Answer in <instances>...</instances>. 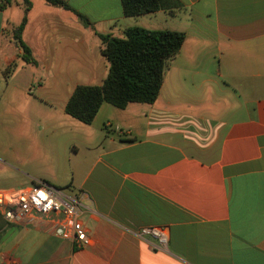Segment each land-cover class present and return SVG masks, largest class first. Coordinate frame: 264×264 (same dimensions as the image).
Wrapping results in <instances>:
<instances>
[{
  "label": "crops",
  "instance_id": "0c3cea01",
  "mask_svg": "<svg viewBox=\"0 0 264 264\" xmlns=\"http://www.w3.org/2000/svg\"><path fill=\"white\" fill-rule=\"evenodd\" d=\"M28 1L22 40L35 64L13 37L24 0H0V194L40 182L63 189L80 200L91 244L74 245L62 214L10 224L0 213V264H264V0H177L180 26L153 28L186 35L158 99L104 104L91 125L65 112L84 84L59 100L45 83L65 63L108 73L99 35L145 26L121 0H63L89 26ZM27 66L44 73L34 92L16 86ZM143 227H165L167 247L141 238Z\"/></svg>",
  "mask_w": 264,
  "mask_h": 264
},
{
  "label": "trees",
  "instance_id": "16d2710c",
  "mask_svg": "<svg viewBox=\"0 0 264 264\" xmlns=\"http://www.w3.org/2000/svg\"><path fill=\"white\" fill-rule=\"evenodd\" d=\"M48 4L77 14L86 25V19L76 13L63 0H44ZM124 15L135 18L158 11L173 10L180 5L177 0H121ZM26 14L20 25L14 29V41L22 50V59L27 64L36 61L29 47L22 40L27 24L30 2L24 0ZM1 8V6H0ZM103 48L102 56L109 64V70L100 85H78L69 98L65 112L71 118L91 125L101 107L109 104L125 109L129 104H153L160 95L168 63L181 50L186 35L170 30H151L142 27L128 28L124 36L99 35Z\"/></svg>",
  "mask_w": 264,
  "mask_h": 264
},
{
  "label": "built area",
  "instance_id": "2783aa9c",
  "mask_svg": "<svg viewBox=\"0 0 264 264\" xmlns=\"http://www.w3.org/2000/svg\"><path fill=\"white\" fill-rule=\"evenodd\" d=\"M81 208L77 197L43 182L9 194H0V213L8 223L20 224L36 217L49 218L62 214L63 228L71 231L74 245L83 249L90 246L91 239L80 221ZM138 235L141 238L154 237L160 249L167 247L169 235L165 227H143ZM11 264L20 263L14 261Z\"/></svg>",
  "mask_w": 264,
  "mask_h": 264
},
{
  "label": "rangeland",
  "instance_id": "374dc122",
  "mask_svg": "<svg viewBox=\"0 0 264 264\" xmlns=\"http://www.w3.org/2000/svg\"><path fill=\"white\" fill-rule=\"evenodd\" d=\"M173 15H170L166 12H159L158 14H148V15H142L139 17H135L132 19V21H140L137 24H141V26H145L147 29L153 30V28L157 29H163L166 27L174 28L177 26H180L179 20L176 18L172 17ZM175 23V25H173ZM144 27V28H145ZM99 59V57H97ZM104 62L106 65L108 64L106 62V59L104 58ZM26 67V65H24ZM27 69L19 68L17 70L18 74L16 76V86H21V87H27L31 88L32 91L34 92L38 81L40 79H44V73L43 72H36L34 68L31 66H27ZM78 66L72 64L66 65L63 64L62 70H63V75H61L60 78L56 79H51L49 80V83H45L47 85L46 93L48 96H51L56 99H61L63 100L66 95L67 91H70L74 86H76V82L78 84H84V85H100L101 80H103V76H107V71L104 73L102 70L104 69L102 66H100V75L92 76L90 73L86 71H79L76 69ZM99 67V66H98ZM104 77V78H105ZM56 80V81H55ZM57 82V83H51V82ZM19 82V83H18ZM29 82V83H28ZM39 96V95H38ZM39 103L37 101H34L33 105H38ZM40 122L43 121V114H39L36 119L31 121V128H37V125H39V120ZM48 122H51L48 120ZM100 120L98 121V123ZM41 125V124H40ZM15 129H21L23 128L22 121L19 123V121L15 120ZM18 138V136H17ZM16 138V139H17ZM38 147V145L36 146Z\"/></svg>",
  "mask_w": 264,
  "mask_h": 264
}]
</instances>
